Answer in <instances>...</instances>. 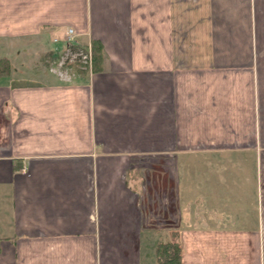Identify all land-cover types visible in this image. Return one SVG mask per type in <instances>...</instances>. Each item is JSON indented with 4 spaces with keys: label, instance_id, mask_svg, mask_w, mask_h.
<instances>
[{
    "label": "crops",
    "instance_id": "crops-1",
    "mask_svg": "<svg viewBox=\"0 0 264 264\" xmlns=\"http://www.w3.org/2000/svg\"><path fill=\"white\" fill-rule=\"evenodd\" d=\"M0 58V264H264V0H0Z\"/></svg>",
    "mask_w": 264,
    "mask_h": 264
},
{
    "label": "trees",
    "instance_id": "trees-1",
    "mask_svg": "<svg viewBox=\"0 0 264 264\" xmlns=\"http://www.w3.org/2000/svg\"><path fill=\"white\" fill-rule=\"evenodd\" d=\"M100 47L94 46L93 54H97ZM9 62L6 58H0V75L7 73ZM178 232L172 231L170 240L157 245L155 251L156 264H181V251L178 241Z\"/></svg>",
    "mask_w": 264,
    "mask_h": 264
},
{
    "label": "built area",
    "instance_id": "built-area-1",
    "mask_svg": "<svg viewBox=\"0 0 264 264\" xmlns=\"http://www.w3.org/2000/svg\"><path fill=\"white\" fill-rule=\"evenodd\" d=\"M74 31L69 29L65 36L66 51L61 59L60 66L65 65V62L80 61L85 64H89L91 61V48L84 49L81 47L74 46Z\"/></svg>",
    "mask_w": 264,
    "mask_h": 264
},
{
    "label": "rangeland",
    "instance_id": "rangeland-1",
    "mask_svg": "<svg viewBox=\"0 0 264 264\" xmlns=\"http://www.w3.org/2000/svg\"><path fill=\"white\" fill-rule=\"evenodd\" d=\"M65 66L66 67H71V66H74V68H77L79 70H85V67L87 66V64L83 63V62H80V61H73V62H65ZM152 238V237H151ZM153 256V258H152ZM151 263L152 264H155V259H154V253L151 254Z\"/></svg>",
    "mask_w": 264,
    "mask_h": 264
}]
</instances>
